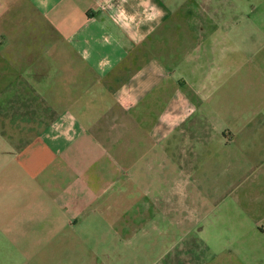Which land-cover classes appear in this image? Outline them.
<instances>
[{
  "label": "crops",
  "instance_id": "crops-1",
  "mask_svg": "<svg viewBox=\"0 0 264 264\" xmlns=\"http://www.w3.org/2000/svg\"><path fill=\"white\" fill-rule=\"evenodd\" d=\"M227 1L0 0V264H96L144 203L264 264V18L226 34Z\"/></svg>",
  "mask_w": 264,
  "mask_h": 264
},
{
  "label": "rangeland",
  "instance_id": "rangeland-1",
  "mask_svg": "<svg viewBox=\"0 0 264 264\" xmlns=\"http://www.w3.org/2000/svg\"><path fill=\"white\" fill-rule=\"evenodd\" d=\"M231 1H227L224 6V16L220 14L217 18V13L214 10V15L217 20L225 18L224 24L219 27L222 32L226 34H232L234 32L246 33L250 25L248 24L250 16L251 18H255L256 16L264 18V0H241L242 3L237 8H233ZM254 8H256V11ZM253 27H255L254 32L256 33L263 31L262 27L258 25ZM211 155L207 154V157ZM201 157L205 161L203 154H195L194 163H198L199 166H195L196 168L190 170V172L187 170L186 174L188 176L191 175L194 181L200 178L201 174L202 176L205 175L209 178V184L211 183V179H215L216 177L215 166L211 167L207 160L208 163L206 162L207 164L201 170ZM211 157L215 161V154ZM168 172L169 174L167 170L161 168V183L159 188L155 187L154 190L155 195H159L161 199L165 198L170 192V182L174 174L171 170H168ZM169 178L171 179L169 180ZM195 185L192 183L191 188L193 187L195 189ZM152 192L150 191L151 194L146 195V198L148 196L152 198ZM207 203L215 204V199ZM144 208V216L139 217L138 221L134 218L133 225L129 224L131 218L127 217L128 213L124 216L125 224L123 222L124 227L122 232H116L114 230L115 227L109 225L103 233L100 231L97 232L94 238L92 236L94 234L91 235V243H95V249L91 251L97 254L96 264H174L176 258L182 259L178 263L175 261L176 264H186V261H184L185 256H190L189 260L191 264H222V255L216 249H211V252L207 255V251L200 248V234L197 232H186V229L190 225H194L200 217H181L183 221L176 222L177 226L173 222L176 226L175 228L172 226V221L177 219L169 216L167 211L163 215L160 211L158 212V207L155 209L153 205L146 209L145 203ZM111 219L114 222L116 221L115 216ZM96 237L98 238L97 241H95ZM202 258L208 259L209 262H202Z\"/></svg>",
  "mask_w": 264,
  "mask_h": 264
}]
</instances>
